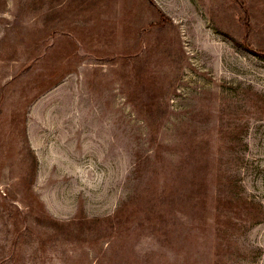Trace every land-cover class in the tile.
Returning <instances> with one entry per match:
<instances>
[{"label": "rangeland", "instance_id": "rangeland-1", "mask_svg": "<svg viewBox=\"0 0 264 264\" xmlns=\"http://www.w3.org/2000/svg\"><path fill=\"white\" fill-rule=\"evenodd\" d=\"M0 264H264V0H0Z\"/></svg>", "mask_w": 264, "mask_h": 264}]
</instances>
